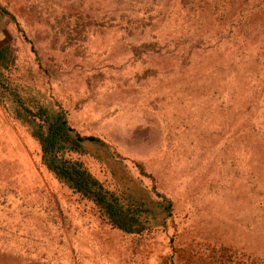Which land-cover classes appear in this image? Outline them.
<instances>
[{"label":"rangeland","instance_id":"1","mask_svg":"<svg viewBox=\"0 0 264 264\" xmlns=\"http://www.w3.org/2000/svg\"><path fill=\"white\" fill-rule=\"evenodd\" d=\"M0 6L21 101L100 139L71 156L110 189L171 201L163 225L111 226L42 164L7 91L0 264H264V0Z\"/></svg>","mask_w":264,"mask_h":264},{"label":"trees","instance_id":"2","mask_svg":"<svg viewBox=\"0 0 264 264\" xmlns=\"http://www.w3.org/2000/svg\"><path fill=\"white\" fill-rule=\"evenodd\" d=\"M0 10L5 13L1 6ZM9 60L8 45L0 46V102H3L4 94L9 91L18 103L14 115L29 126L30 134L40 145L41 162L48 171L82 198L91 201L107 223L125 233H142L165 224L171 209V201L165 196H162L161 202H157L158 208L152 210L144 202L110 189L80 160L71 156L73 153L84 152L87 143H98L100 139L80 134L70 124L66 110L62 107L52 110L37 105L32 109L24 104L16 90L9 87L5 74Z\"/></svg>","mask_w":264,"mask_h":264},{"label":"crops","instance_id":"3","mask_svg":"<svg viewBox=\"0 0 264 264\" xmlns=\"http://www.w3.org/2000/svg\"><path fill=\"white\" fill-rule=\"evenodd\" d=\"M3 12L0 10V23H3L5 26H6V21L4 18H1L3 16L2 14ZM1 29H4V32L1 30ZM0 29V44H4L5 43V34H6V29L5 28H1Z\"/></svg>","mask_w":264,"mask_h":264}]
</instances>
